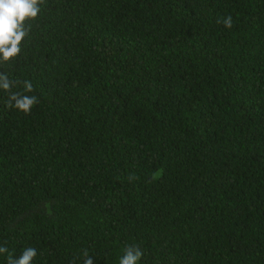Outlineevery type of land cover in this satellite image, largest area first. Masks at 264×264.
I'll return each mask as SVG.
<instances>
[{"label":"trees","instance_id":"obj_1","mask_svg":"<svg viewBox=\"0 0 264 264\" xmlns=\"http://www.w3.org/2000/svg\"><path fill=\"white\" fill-rule=\"evenodd\" d=\"M40 7L0 61V264H264V0Z\"/></svg>","mask_w":264,"mask_h":264},{"label":"clouds","instance_id":"obj_2","mask_svg":"<svg viewBox=\"0 0 264 264\" xmlns=\"http://www.w3.org/2000/svg\"><path fill=\"white\" fill-rule=\"evenodd\" d=\"M43 0H0V61L8 62L17 57L22 51V41L29 36L30 28L26 21L35 20L41 12L40 5ZM221 21H218V23ZM226 28H231L232 17L223 19ZM15 82L6 74L0 73V91L11 92ZM23 88L26 93L33 91L32 84L25 81ZM38 103L36 95L11 93L8 106L28 114L32 107ZM8 253V248L0 245V256ZM38 253L35 248L28 247L18 256H9L8 264H35ZM144 253L137 245H130L124 249L119 257L118 264H141ZM82 264H93L92 257L87 250L83 253Z\"/></svg>","mask_w":264,"mask_h":264}]
</instances>
